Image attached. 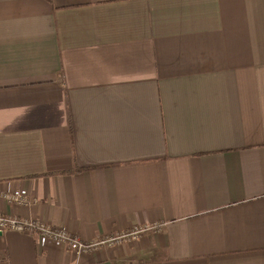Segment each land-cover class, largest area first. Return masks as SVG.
Here are the masks:
<instances>
[{"label": "crops", "instance_id": "1", "mask_svg": "<svg viewBox=\"0 0 264 264\" xmlns=\"http://www.w3.org/2000/svg\"><path fill=\"white\" fill-rule=\"evenodd\" d=\"M0 211L157 225L5 231L0 264H264V0H0Z\"/></svg>", "mask_w": 264, "mask_h": 264}, {"label": "built area", "instance_id": "2", "mask_svg": "<svg viewBox=\"0 0 264 264\" xmlns=\"http://www.w3.org/2000/svg\"><path fill=\"white\" fill-rule=\"evenodd\" d=\"M1 196L9 203L17 205L29 204V196L27 195V193L21 190L4 192L1 194ZM156 226L157 225L149 227H138L137 229L132 231V233L123 234L114 238L111 237L100 242L84 241L78 236L71 233L65 227H54L41 219H25L18 216H10L0 211V236L5 231L32 233L38 236L40 239L61 244L78 254L92 251L98 248V246L103 243L112 245L115 242H119L123 239L138 238L141 233L149 229H156Z\"/></svg>", "mask_w": 264, "mask_h": 264}, {"label": "trees", "instance_id": "3", "mask_svg": "<svg viewBox=\"0 0 264 264\" xmlns=\"http://www.w3.org/2000/svg\"><path fill=\"white\" fill-rule=\"evenodd\" d=\"M78 171H79V169H78Z\"/></svg>", "mask_w": 264, "mask_h": 264}]
</instances>
